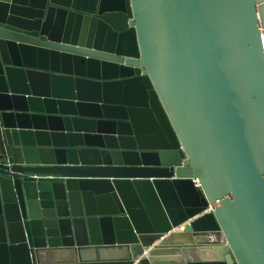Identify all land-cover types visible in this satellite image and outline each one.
<instances>
[{
	"label": "water",
	"instance_id": "water-1",
	"mask_svg": "<svg viewBox=\"0 0 264 264\" xmlns=\"http://www.w3.org/2000/svg\"><path fill=\"white\" fill-rule=\"evenodd\" d=\"M0 264H264V0H0Z\"/></svg>",
	"mask_w": 264,
	"mask_h": 264
},
{
	"label": "bare ground",
	"instance_id": "bare-ground-1",
	"mask_svg": "<svg viewBox=\"0 0 264 264\" xmlns=\"http://www.w3.org/2000/svg\"><path fill=\"white\" fill-rule=\"evenodd\" d=\"M150 134H151V136H153V134H152V133H150ZM153 137H154V136H153ZM131 143H132V141H130V142H129V144H131ZM144 144H145V143H144ZM154 145H155V144H154ZM164 145H165V144H164Z\"/></svg>",
	"mask_w": 264,
	"mask_h": 264
},
{
	"label": "built area",
	"instance_id": "built-area-1",
	"mask_svg": "<svg viewBox=\"0 0 264 264\" xmlns=\"http://www.w3.org/2000/svg\"><path fill=\"white\" fill-rule=\"evenodd\" d=\"M194 182H195V183H197V181H196V180H195Z\"/></svg>",
	"mask_w": 264,
	"mask_h": 264
}]
</instances>
